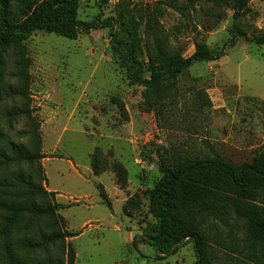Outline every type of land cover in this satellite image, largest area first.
I'll return each instance as SVG.
<instances>
[{
	"label": "rangeland",
	"instance_id": "obj_1",
	"mask_svg": "<svg viewBox=\"0 0 264 264\" xmlns=\"http://www.w3.org/2000/svg\"><path fill=\"white\" fill-rule=\"evenodd\" d=\"M177 1L186 4L184 12L169 8L162 21L185 56L194 51L195 40L226 49L221 58L196 61L185 70L178 77L176 96L162 111L147 106L145 87L131 84L125 68L115 61L109 27L82 30L76 39L39 30L26 40L32 61L30 107L40 124L47 188L56 192L59 212L77 234L70 238L77 252L75 264H194L193 241L165 255L143 239L152 219L146 192L159 179L161 163L173 152L186 151L219 153L242 162L264 145V44L245 37L228 44L233 18L227 6L212 0ZM117 2L80 0L78 17L89 21L114 16ZM250 6L238 23L252 37L264 31V0H250ZM114 98L124 102L127 117ZM26 124L22 119L17 130ZM18 138L28 142V137ZM96 146L110 161L126 166L124 189L112 169L93 172ZM131 196L140 207L128 215L123 205ZM230 221L207 219L215 264H237L223 246L242 238L244 231L235 218Z\"/></svg>",
	"mask_w": 264,
	"mask_h": 264
},
{
	"label": "trees",
	"instance_id": "obj_2",
	"mask_svg": "<svg viewBox=\"0 0 264 264\" xmlns=\"http://www.w3.org/2000/svg\"><path fill=\"white\" fill-rule=\"evenodd\" d=\"M212 1L232 10L230 46L239 37L264 44V31L251 37L238 23L251 11L250 0ZM79 6L80 0H0V264H75L77 259L70 239L77 234L59 212L56 192L47 188L40 124L30 107L32 61L26 40L33 32L76 39L82 30L109 27L115 61L125 68L131 84L145 87L147 106L159 111L168 99L173 101L178 77L185 70L196 61L225 55V47L212 48L195 40L194 51L185 56L172 42L162 18L169 8L184 12L186 4L177 0L154 4L118 0L114 16L101 19L98 15L89 21L79 19ZM114 99L127 117L124 102ZM22 119L27 126L17 130ZM21 136L28 137V142L21 141ZM91 167L95 174L112 169L120 188L126 187V166L110 161L100 146L91 153ZM159 170V179L146 192L152 219L144 227L143 239L165 255L193 241L194 264H215L207 219L231 224L233 217L244 236L224 244L227 255L237 264H264V145L251 160L242 162L219 153L173 152ZM98 188L111 206L103 186L98 184ZM139 207L135 196L123 205L128 215Z\"/></svg>",
	"mask_w": 264,
	"mask_h": 264
}]
</instances>
